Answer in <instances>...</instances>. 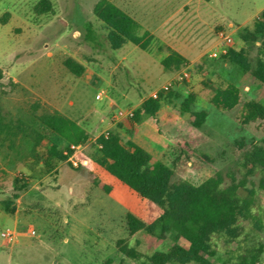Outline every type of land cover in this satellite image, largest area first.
I'll list each match as a JSON object with an SVG mask.
<instances>
[{"label": "rangeland", "instance_id": "obj_1", "mask_svg": "<svg viewBox=\"0 0 264 264\" xmlns=\"http://www.w3.org/2000/svg\"><path fill=\"white\" fill-rule=\"evenodd\" d=\"M41 1L0 0V102L15 116L26 113L35 102L58 110L83 126L91 141L78 155L77 168L69 161L61 162L57 171L42 178L22 164L10 169L0 160V200L19 194L14 215L0 207V233L13 227L20 235L11 245L0 236V264H139L114 246L117 239L126 237L123 196L115 193L107 197L94 186L92 143L106 132H119L124 139L147 146L154 162L170 166L178 177L195 185L216 172L243 177V151L236 142L244 138L246 150L252 140L264 137L261 122L242 123L244 103L255 99L264 104V86L222 56L214 59L210 55L222 49L220 33H226L233 40L229 49L246 48L252 64L257 57L264 58L262 40L246 44L242 39L264 10V0H138L136 19L156 30L148 51L132 43L120 50L109 48L106 30L94 13L100 0H50L52 10L44 13L38 11ZM115 3L123 6L126 1ZM166 19L171 24L169 36L160 29ZM87 23L96 33L95 45L84 38ZM197 44L203 48L198 60L186 59L179 70L162 67L170 46L191 48ZM68 58L85 66L82 77L66 68ZM184 70L190 77L180 82L178 77ZM228 83L240 88L241 102L232 110L216 108L211 99ZM165 85L178 94L174 103L164 104L156 118L141 113L140 121H134L132 116L143 101ZM190 93L196 95L193 110L209 115L200 130L194 129L198 143L192 145L193 151L180 146L190 140L187 128L192 116L180 112ZM97 94L101 99H96ZM120 111L123 116L118 115ZM170 117L173 119L167 122ZM260 178L257 174L248 187L258 188ZM15 179L27 180L28 187L16 191ZM239 194L248 195L243 189ZM254 206L256 220L263 224L264 190L258 191ZM256 220L247 222L246 232L256 233V240L264 242V234L259 235L254 228ZM31 230L36 231L33 237ZM172 243L143 232L130 241L144 256L166 251ZM217 244L212 264H234L240 252L237 244ZM114 248L117 252L108 257Z\"/></svg>", "mask_w": 264, "mask_h": 264}, {"label": "trees", "instance_id": "obj_2", "mask_svg": "<svg viewBox=\"0 0 264 264\" xmlns=\"http://www.w3.org/2000/svg\"><path fill=\"white\" fill-rule=\"evenodd\" d=\"M51 10L50 0L39 3L40 13ZM94 13L106 30V41L111 50H120L127 43L148 50L153 43L154 35L149 31L140 34L142 27L139 22L111 0H100ZM84 38L97 44L91 23L85 26ZM242 39L246 44L262 40L260 47L264 49V10L253 29L245 30ZM222 57L243 75L264 86V58L257 57L252 64L246 48L239 51L229 49ZM186 62L184 56L170 50L161 65L165 70L173 71L181 69ZM64 65L78 78L86 71L85 66L73 58L66 59ZM2 78L0 71V80ZM178 97L170 90L160 93L157 99L147 98L141 109L133 114V120L140 121L141 113L156 118L164 104L174 103ZM195 101L196 95L190 93L180 106L181 114L192 116L187 128L190 140L180 143L181 148L189 151H193L192 145L198 143L194 129L200 130L209 117L204 110H193ZM240 102L241 91L234 83L218 88L211 99L216 108L224 110H232ZM256 121L264 126V104L251 99L244 103L242 123L246 125ZM90 141L91 136L83 126L58 110L47 109L35 102L26 113L15 116L0 102V160L10 169L22 164L39 178L51 175L61 162L68 161L65 151L70 145H86ZM236 144L243 151L240 159L243 177L233 172H216L195 185L178 177L170 166L154 162L148 151L124 139L119 132H109L108 136L102 134L96 138L92 143L95 151L91 162L93 184L103 195L114 197L119 193L123 196V231L126 237L115 241L116 249L139 264H212L218 254L217 242L221 241L227 247L233 243L239 247L234 264H260L264 259V242L256 240V233L246 232V225L256 220L255 196L264 190V137L252 140L246 150H243L244 138ZM257 174L261 175L259 187L249 188V181ZM27 187V180L15 179L16 191ZM240 189L248 195L242 197ZM18 198L19 194L15 193L11 199L0 200L3 212L14 215ZM259 222L261 220L255 221L254 228L260 235L264 234V222ZM140 232L159 241L171 239L173 243L166 251L144 256L130 245L131 238Z\"/></svg>", "mask_w": 264, "mask_h": 264}, {"label": "built area", "instance_id": "obj_3", "mask_svg": "<svg viewBox=\"0 0 264 264\" xmlns=\"http://www.w3.org/2000/svg\"><path fill=\"white\" fill-rule=\"evenodd\" d=\"M220 38L222 39L223 45H222V49L219 52H214L210 55L211 58H217L219 56H224L228 53L229 51V46L233 43L232 38L230 37V35L226 34V33H220ZM189 72L187 70H184L180 76L178 77V80L181 81H185L189 79ZM170 91V86L169 85H165L163 86V88L160 91L154 92L151 97L153 99H157L159 97L160 93H168ZM96 99H101V94H97L96 95ZM119 116H123V112H119L118 113ZM131 115V114H129ZM109 132H106L104 135L108 136ZM84 148V145H70L69 149L67 151H65V155H68V161L71 163V165L74 168H77L79 166V160H78V155L80 154V152L82 151V149ZM30 236H35L36 235V231L35 230H31L29 232ZM0 236L3 238V240L7 243V244H14L18 241L19 239V233L18 230L15 228H11V227H7L5 229H3L0 233Z\"/></svg>", "mask_w": 264, "mask_h": 264}, {"label": "crops", "instance_id": "obj_4", "mask_svg": "<svg viewBox=\"0 0 264 264\" xmlns=\"http://www.w3.org/2000/svg\"><path fill=\"white\" fill-rule=\"evenodd\" d=\"M113 3H115L116 0H111ZM126 3H124L123 6H119L121 9H123L124 11H126L128 14H130L135 20H137V16H138V12L140 10V4H137L138 0H125ZM116 4V3H115ZM117 5V4H116ZM118 6V5H117ZM138 21V20H137ZM139 22V21H138ZM139 24L141 25V23L139 22ZM170 23H168L167 19L164 21L163 25L160 27V29H162L161 31L164 32L165 35H168L169 36V33H170ZM141 30H140V34H142L143 32L145 31H149L151 32L153 35H154V39L156 37V30L154 29H150L149 27H145L143 25H141ZM168 39V37L166 38ZM127 45V44H126ZM152 45V44H151ZM151 47V46H150ZM149 47V48H150ZM171 50H174L178 53H180L182 56H184L186 59L194 62L195 60H198L200 58V56L202 55L203 53V48L197 44L196 47H174V46H170ZM149 50V49H148ZM146 50V51H148ZM169 54H167L166 56H168ZM118 107V106H117ZM110 123V122H109ZM151 139L153 138L152 136L150 137ZM150 139V141H151ZM131 141H133L131 139ZM148 140L146 139V142ZM149 141V143H151ZM134 143H136L137 145H139L140 147H142L143 149H145L146 151H148L150 153V151L148 150V147L147 146H144V144L142 143H139V141H133ZM152 145V143L150 144ZM151 154V153H150ZM60 165V164H59ZM59 167V166H58ZM102 179L106 181V177L102 175ZM109 197V196H107ZM137 235V234H136ZM172 245V244H171ZM170 245V246H171ZM117 252V250L114 248L112 254L108 255V257H111L113 254H115ZM111 258H109V261H110ZM113 259V258H112Z\"/></svg>", "mask_w": 264, "mask_h": 264}]
</instances>
